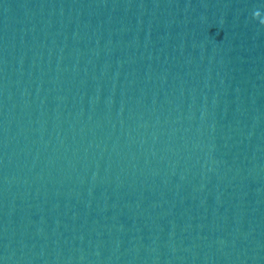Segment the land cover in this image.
<instances>
[{
  "label": "water",
  "instance_id": "water-1",
  "mask_svg": "<svg viewBox=\"0 0 264 264\" xmlns=\"http://www.w3.org/2000/svg\"><path fill=\"white\" fill-rule=\"evenodd\" d=\"M0 264H264V0H0Z\"/></svg>",
  "mask_w": 264,
  "mask_h": 264
}]
</instances>
